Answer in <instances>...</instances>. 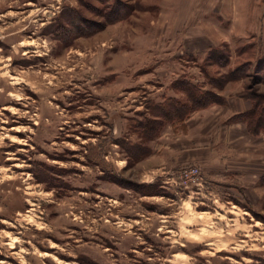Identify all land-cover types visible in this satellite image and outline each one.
Wrapping results in <instances>:
<instances>
[{"label":"rangeland","instance_id":"374dc122","mask_svg":"<svg viewBox=\"0 0 264 264\" xmlns=\"http://www.w3.org/2000/svg\"><path fill=\"white\" fill-rule=\"evenodd\" d=\"M255 93L264 0H0V264H264Z\"/></svg>","mask_w":264,"mask_h":264},{"label":"trees","instance_id":"16d2710c","mask_svg":"<svg viewBox=\"0 0 264 264\" xmlns=\"http://www.w3.org/2000/svg\"><path fill=\"white\" fill-rule=\"evenodd\" d=\"M251 99L253 101V108L241 114L240 117H243L241 120L247 123L249 131L258 134L259 131L264 132V97L263 95L255 93ZM213 102L220 103L219 99L215 97V99L197 104L194 107H202ZM235 119H238V115L235 117Z\"/></svg>","mask_w":264,"mask_h":264},{"label":"crops","instance_id":"0c3cea01","mask_svg":"<svg viewBox=\"0 0 264 264\" xmlns=\"http://www.w3.org/2000/svg\"><path fill=\"white\" fill-rule=\"evenodd\" d=\"M239 124H232V125H229V126H226L225 125V131H224V137H228V136H233L234 133H232V130L235 129V128H238ZM231 141H235L234 139H232ZM230 141V142H231Z\"/></svg>","mask_w":264,"mask_h":264},{"label":"built area","instance_id":"2783aa9c","mask_svg":"<svg viewBox=\"0 0 264 264\" xmlns=\"http://www.w3.org/2000/svg\"><path fill=\"white\" fill-rule=\"evenodd\" d=\"M194 172H192V169L189 170H185L184 174H186V176H188L190 174V176L193 174Z\"/></svg>","mask_w":264,"mask_h":264}]
</instances>
